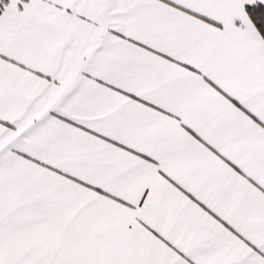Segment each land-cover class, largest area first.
<instances>
[{
    "label": "snow or ice",
    "instance_id": "1",
    "mask_svg": "<svg viewBox=\"0 0 264 264\" xmlns=\"http://www.w3.org/2000/svg\"><path fill=\"white\" fill-rule=\"evenodd\" d=\"M0 264H264V0H0Z\"/></svg>",
    "mask_w": 264,
    "mask_h": 264
}]
</instances>
